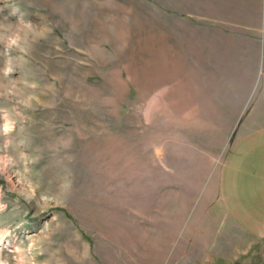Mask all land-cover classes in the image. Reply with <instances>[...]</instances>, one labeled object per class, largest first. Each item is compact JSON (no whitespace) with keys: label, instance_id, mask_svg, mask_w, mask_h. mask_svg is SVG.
I'll return each instance as SVG.
<instances>
[{"label":"rangeland","instance_id":"1","mask_svg":"<svg viewBox=\"0 0 264 264\" xmlns=\"http://www.w3.org/2000/svg\"><path fill=\"white\" fill-rule=\"evenodd\" d=\"M263 40L264 0H0V264H264L225 195Z\"/></svg>","mask_w":264,"mask_h":264},{"label":"crops","instance_id":"2","mask_svg":"<svg viewBox=\"0 0 264 264\" xmlns=\"http://www.w3.org/2000/svg\"><path fill=\"white\" fill-rule=\"evenodd\" d=\"M259 82L248 112L239 122L226 163V176L233 180L225 195L233 209L243 211L246 222L250 219L246 212L264 209V69Z\"/></svg>","mask_w":264,"mask_h":264},{"label":"bare ground","instance_id":"3","mask_svg":"<svg viewBox=\"0 0 264 264\" xmlns=\"http://www.w3.org/2000/svg\"><path fill=\"white\" fill-rule=\"evenodd\" d=\"M1 235H2V234H0V239H1Z\"/></svg>","mask_w":264,"mask_h":264}]
</instances>
